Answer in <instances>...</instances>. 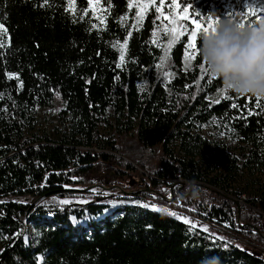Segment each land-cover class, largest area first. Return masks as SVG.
Returning a JSON list of instances; mask_svg holds the SVG:
<instances>
[{"label": "trees", "instance_id": "16d2710c", "mask_svg": "<svg viewBox=\"0 0 264 264\" xmlns=\"http://www.w3.org/2000/svg\"><path fill=\"white\" fill-rule=\"evenodd\" d=\"M220 2L187 5L209 14ZM144 3L74 0L73 15L69 0L44 7L43 0H0L8 30L0 36L7 45L0 49V236L9 238L0 239V264H201L214 256L220 264H264L235 240L225 248L169 214L264 248V115H247L259 109L244 107L245 96L223 99L219 79L201 80L200 54L186 68L190 22L181 21L185 34L169 48L160 0L139 19L136 5ZM170 3L164 0V16ZM125 38L118 68L113 45ZM39 109L53 110L41 129ZM219 133L246 156L242 169ZM88 188L114 189L123 204L97 217L119 197ZM72 198L83 202L59 203Z\"/></svg>", "mask_w": 264, "mask_h": 264}, {"label": "clouds", "instance_id": "9594fccd", "mask_svg": "<svg viewBox=\"0 0 264 264\" xmlns=\"http://www.w3.org/2000/svg\"><path fill=\"white\" fill-rule=\"evenodd\" d=\"M244 16L233 11L218 17L213 30L200 36V58L223 89L264 100V15L247 21ZM192 195L198 197L199 192L192 189ZM201 264H220V259L208 257Z\"/></svg>", "mask_w": 264, "mask_h": 264}, {"label": "snow or ice", "instance_id": "6c2138e0", "mask_svg": "<svg viewBox=\"0 0 264 264\" xmlns=\"http://www.w3.org/2000/svg\"><path fill=\"white\" fill-rule=\"evenodd\" d=\"M89 5L93 4V0H87ZM190 0H185V3H189ZM155 3V0H148V3H144V4H139L136 5V7L138 8V11L136 12V16L139 19L143 18V13L147 10V8L149 6H151L152 4ZM74 4V0H69V10L72 11L73 15L76 14V10L74 7H72V5ZM49 5V0H43V4H41V7L44 6H48ZM164 6V0H160V7L156 8V12L160 13V17H158V19L160 18H164L166 19L169 23L167 26L164 27V32L166 35H172V39L169 40L168 42V47L170 48L171 45L176 41V39H178L180 36L185 34V27L184 24L181 23V21H189L190 20V24H189V28L191 29V31L188 33L187 36V48L190 51L186 52V64L185 67L188 68L191 66V61L194 59H197L199 54H200V36L202 33H207L209 32V30H213V26L216 22H218L217 20H212V17L209 16L208 20L209 23L207 26H204L199 19L196 18H192L188 15L189 13V7H184L182 10L180 8V4L177 3V0H171L170 3V11L171 14L168 16H164V13L162 12V8ZM247 6V7H246ZM133 7L132 4H129V8ZM245 8L247 9L245 13V15H251V16H256L258 12L260 13H264V3L261 2V0H251V2H247L245 3ZM88 15L87 10H85L83 12V16ZM83 16L81 18H83ZM98 19H100V17H97ZM92 27H97V25H92ZM133 27H136V25L134 24ZM7 28L4 26L3 22H0V36H4L7 34ZM129 37H131V32H129ZM153 35L155 36L156 33H153ZM199 37V43H198V38ZM154 44L157 43L156 40L152 41ZM127 44H128V39L125 38L124 42L121 44L119 42H117L115 45H113V47H118L120 49V63L117 64L118 68L123 67L124 63H125V52L127 50ZM7 45L5 44L3 39H0V49L6 47ZM159 46V45H158ZM0 55H3V53H0ZM167 61V51H165V54L163 57L160 58V63H158L155 67L157 69H162L163 66L165 65ZM198 71L201 72V76L200 79L201 80H205L207 79L209 83L214 82L215 80H217L218 78L211 76L208 73L206 64L204 61L201 60V63L198 66ZM164 76L166 77H170L171 73L165 71L163 73ZM9 78H15V79H19L18 75L16 74H12L9 73L8 74ZM117 79H119V76L116 77ZM197 83H199V81H197ZM21 87H23V82L21 81ZM187 87V86H186ZM59 92L56 91V96L57 98H59ZM222 98L229 100V99H233V97L231 95H229V92L226 89H222ZM245 99V105L244 107H248L249 102L252 103V107H254L255 109H259V112H255L251 109L248 110L247 115L251 116V115H264V104H262L260 101L261 99L259 97L255 98V101H252L251 97H241ZM216 103H218L219 101H215ZM233 108L238 107L237 104H232ZM6 110V109H5ZM60 204L62 205H66L69 204L70 201L68 200H60L59 201ZM150 205L148 204H144L143 207H149ZM151 207L153 208V210L156 211H167V209H157L155 205H151ZM170 215L178 218V219H182L184 223L186 224H190V230L192 229H197L199 228L201 231L208 233L210 236H214V238L216 240H222L224 241L223 247L227 248L229 246V242L227 241V239L225 237H221L218 235H215L213 233L210 232L209 227L208 226H204V225H198L197 223H193L192 221H190L188 218L183 217V216H177L176 212H170ZM231 225L229 224H225V227H230ZM20 233H16V236H20ZM0 239H9L8 237H4V236H0ZM25 241H27V237H25ZM236 247H239V245H236Z\"/></svg>", "mask_w": 264, "mask_h": 264}, {"label": "rangeland", "instance_id": "374dc122", "mask_svg": "<svg viewBox=\"0 0 264 264\" xmlns=\"http://www.w3.org/2000/svg\"><path fill=\"white\" fill-rule=\"evenodd\" d=\"M247 2H251V0H247ZM261 2L264 3V0H261ZM245 3H246V0H221L220 4L214 5L213 12H211L209 14H204L201 11L200 7L197 5L190 8L186 3H179V4H180L181 10L184 7H189V13H195L198 16V18H196V19H199L200 22L204 26H207L209 23V20H208L209 16L212 17V20H216L218 17L224 18L227 14H229L233 11H241V12L244 11V12H246L247 9L245 8ZM260 15H264V13L258 12L256 16L245 15L243 17V19L245 21H247L250 19H255V18L259 17ZM189 22H190V20H189ZM52 111H53L52 109H39L37 111L38 123L36 124V127L41 129L43 127V123L46 121L45 118H47L50 115V113H52ZM204 131H205V133H207L209 138H213L215 136L213 131H211L208 128H205ZM216 138L220 141H223L226 144V146L228 147L229 152H232L236 155L237 165L239 166L240 169H242L243 163L246 160V156L244 154H241L240 152H238L235 141H232V140L226 138L225 135H223L221 133L216 134ZM90 189H92V191L95 194H98V195H101L104 197H108V198L115 197V196L119 197V199H117L116 201H112V202L110 201V204L104 210L103 214H99L97 217H102L104 214L110 213L116 207L123 204L122 203V196L120 194L116 193V190H114V189L105 190L102 194H101V192H97V190L95 188H88V190H90ZM69 201H71V202H73V201L83 202L82 199L75 200L73 198L70 199ZM150 205H152V204L150 203ZM153 205H155L159 209H167V207H165L164 205H160V204H153ZM183 217L188 218V216H183ZM87 220H88V217H85V218L80 219L78 222H80L81 224H85ZM26 225H27V223L24 221L23 227L24 228L27 227ZM204 226H208L211 233L218 235V236H221V237H225L227 239V241L235 240L236 244L239 245L240 248L247 249L250 252H253L255 254H258V255H261L262 257H264V252H263L264 248L263 249H261L259 247L255 248V247L245 243L244 241H242L239 238H236V237L229 235V234L222 233L221 231H219L215 227H211L209 225H204ZM30 231L33 232L31 228H30ZM1 251H2V247L0 246V253H1Z\"/></svg>", "mask_w": 264, "mask_h": 264}]
</instances>
